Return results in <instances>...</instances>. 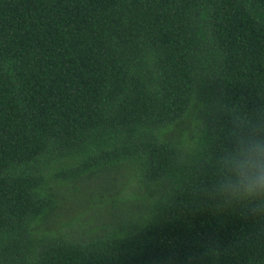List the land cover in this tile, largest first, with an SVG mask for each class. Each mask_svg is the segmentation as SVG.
<instances>
[{
	"label": "trees",
	"instance_id": "obj_1",
	"mask_svg": "<svg viewBox=\"0 0 264 264\" xmlns=\"http://www.w3.org/2000/svg\"><path fill=\"white\" fill-rule=\"evenodd\" d=\"M213 102L264 105V0H0V264H264L187 163Z\"/></svg>",
	"mask_w": 264,
	"mask_h": 264
},
{
	"label": "clouds",
	"instance_id": "obj_2",
	"mask_svg": "<svg viewBox=\"0 0 264 264\" xmlns=\"http://www.w3.org/2000/svg\"><path fill=\"white\" fill-rule=\"evenodd\" d=\"M219 111L228 115V126L215 125ZM190 125L194 139L188 146L187 163L202 176L211 172L201 187L203 197L219 209L264 222V105L230 113L216 102L201 103ZM209 131L210 142L205 139Z\"/></svg>",
	"mask_w": 264,
	"mask_h": 264
},
{
	"label": "rangeland",
	"instance_id": "obj_3",
	"mask_svg": "<svg viewBox=\"0 0 264 264\" xmlns=\"http://www.w3.org/2000/svg\"><path fill=\"white\" fill-rule=\"evenodd\" d=\"M114 176L116 177L117 175L115 174ZM117 180V178H112L111 176V178L109 179V187L112 188L113 186L118 185L119 182Z\"/></svg>",
	"mask_w": 264,
	"mask_h": 264
},
{
	"label": "bare ground",
	"instance_id": "obj_4",
	"mask_svg": "<svg viewBox=\"0 0 264 264\" xmlns=\"http://www.w3.org/2000/svg\"><path fill=\"white\" fill-rule=\"evenodd\" d=\"M116 186V185H115ZM66 203V202H65ZM55 219V218H54ZM60 225V224H59Z\"/></svg>",
	"mask_w": 264,
	"mask_h": 264
}]
</instances>
